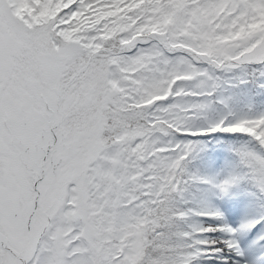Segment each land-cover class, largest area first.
Listing matches in <instances>:
<instances>
[{
    "label": "snow or ice",
    "instance_id": "snow-or-ice-1",
    "mask_svg": "<svg viewBox=\"0 0 264 264\" xmlns=\"http://www.w3.org/2000/svg\"><path fill=\"white\" fill-rule=\"evenodd\" d=\"M0 264H264V0H0Z\"/></svg>",
    "mask_w": 264,
    "mask_h": 264
}]
</instances>
